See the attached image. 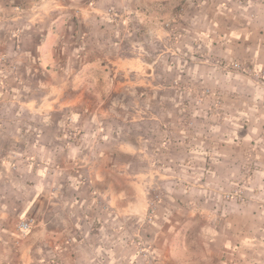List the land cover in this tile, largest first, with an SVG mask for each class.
Here are the masks:
<instances>
[{
	"label": "crops",
	"instance_id": "obj_1",
	"mask_svg": "<svg viewBox=\"0 0 264 264\" xmlns=\"http://www.w3.org/2000/svg\"><path fill=\"white\" fill-rule=\"evenodd\" d=\"M238 59L264 67V0H0V264H145L133 240L157 158L183 173L189 153L199 165L213 149L212 163L229 164L225 150L254 146L264 165V84L233 73ZM174 80L224 96L178 110L189 96L161 85ZM216 98L229 125L207 140L196 124L189 138L179 119ZM256 180L264 190V170ZM12 181L27 194L17 205L2 195ZM187 198L173 189L141 228L157 264H264V210L226 208L213 224L197 215L208 252L196 254ZM25 216L37 223L21 237Z\"/></svg>",
	"mask_w": 264,
	"mask_h": 264
},
{
	"label": "rangeland",
	"instance_id": "obj_2",
	"mask_svg": "<svg viewBox=\"0 0 264 264\" xmlns=\"http://www.w3.org/2000/svg\"><path fill=\"white\" fill-rule=\"evenodd\" d=\"M177 20L179 22V19ZM188 24L191 25L192 23L188 22ZM216 62L220 67L219 71L223 72L224 70H227L226 64H224L227 62V60H224L223 56L217 58ZM235 63H239L240 68L234 67ZM229 67L233 73L235 72L245 79L251 80V82L256 85L264 84V67L256 69L253 64H250L249 62L242 59L232 61ZM161 85L170 86L171 90L183 92L189 96L187 99L182 101V108L177 103L178 106L176 109L178 110H185L186 108L188 110L191 103L193 106H195L196 110H200V106L205 103V97L208 95L211 96L215 93V95L217 94L219 97L224 96L222 88H216V90H214L213 87L195 85L189 80H184L183 82L174 80L171 83H161ZM216 100L211 102L210 108L207 110V112L205 110L203 115L200 113H195L196 115L194 118L183 115L181 117V121L179 119V122L187 124L189 138L194 139L196 135L194 132L196 124H198V127L201 130V136L207 140L212 138L210 132L212 126L229 125L228 120L231 117H228L229 111H227L222 105V99L216 98ZM166 136L171 138V136L174 137V134L173 132H167ZM220 145L224 146L226 143L221 142ZM261 150L262 149H256L254 146L251 149L240 150L238 154L234 153V149H230L228 151L225 150L227 153L230 152V154H232V157L229 158L232 162L229 164L226 163L227 160H220L218 161V164H216L215 161L212 163L211 158L213 159V149L208 150L203 164L199 165L196 164V160L193 155L189 153L187 169L183 173L179 172V168L176 165H164L161 159L157 158L155 163L151 166L153 169H155L156 174L153 178L151 177L150 180L146 179L144 182H141L142 188L145 192L146 209L140 221V229L138 231L139 235L133 240L134 248L141 256L143 262L145 264H157V257L156 252L152 250V244L143 238L141 228H146L148 224H152L154 219L160 215V206L163 204V202H165L167 196L173 189L179 190L182 188L188 195V198L182 200L181 204L184 206V209L188 214L189 239L190 237L193 238V240L190 241V244L193 253L196 254H201L202 247H204V252H208L207 248L202 245L200 241L201 238H203V235L200 233L203 221L198 216L205 217L207 219L206 222L213 224L219 222L221 219L227 216L224 211L226 208H229L231 212L237 210L243 211L247 208L264 210V190L261 188L260 183H258L256 180L258 174L264 170V165L261 164ZM226 152L219 151V156L223 158V155H226ZM159 154H157V156H159ZM237 155L241 156L237 158ZM17 168L18 164L15 160L11 164V171L16 170ZM211 171L215 172L217 175L214 179L207 178V173ZM160 174H165V176L160 177ZM196 174L201 175L196 177ZM10 177L13 178L14 175L10 173ZM82 180L86 185L89 183L86 174ZM9 184L10 189L4 190L2 195L5 193L7 195L6 197H9L8 199L10 204L17 205L18 203L23 202L27 198V194H23L20 185L17 186L14 181L9 182ZM200 191H204V194L207 192L208 196L218 192L220 194V200L222 196V199L225 202H221L220 204L224 205L220 209H218L219 206L212 207V205H216L218 202H213L212 200L198 195ZM97 200L100 202V199ZM102 203L104 208H110L109 205L105 204L104 201ZM11 216L12 213H9V218ZM25 217L34 218L33 216ZM25 217H19L14 221V225L16 226V229L18 230L21 237H24L26 233H21L18 228V223ZM34 219L35 226L37 219ZM2 222L4 223V221ZM236 260H239V258L235 259L234 261Z\"/></svg>",
	"mask_w": 264,
	"mask_h": 264
},
{
	"label": "built area",
	"instance_id": "obj_3",
	"mask_svg": "<svg viewBox=\"0 0 264 264\" xmlns=\"http://www.w3.org/2000/svg\"><path fill=\"white\" fill-rule=\"evenodd\" d=\"M234 67L240 68V64L235 63ZM35 224V219L32 217H25L18 223V228L21 233H27Z\"/></svg>",
	"mask_w": 264,
	"mask_h": 264
}]
</instances>
